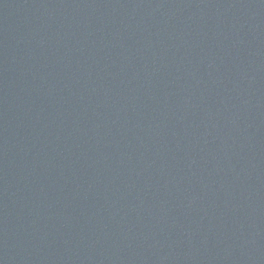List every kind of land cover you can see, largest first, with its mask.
Returning <instances> with one entry per match:
<instances>
[{"label": "water", "instance_id": "1", "mask_svg": "<svg viewBox=\"0 0 264 264\" xmlns=\"http://www.w3.org/2000/svg\"><path fill=\"white\" fill-rule=\"evenodd\" d=\"M264 0H0V264H246Z\"/></svg>", "mask_w": 264, "mask_h": 264}]
</instances>
